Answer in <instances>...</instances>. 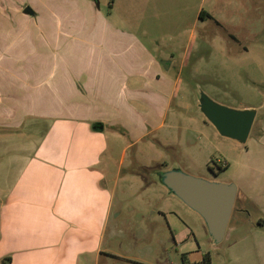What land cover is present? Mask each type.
Wrapping results in <instances>:
<instances>
[{
	"label": "crops",
	"instance_id": "obj_1",
	"mask_svg": "<svg viewBox=\"0 0 264 264\" xmlns=\"http://www.w3.org/2000/svg\"><path fill=\"white\" fill-rule=\"evenodd\" d=\"M48 2V10L39 9L42 22L49 21L46 43L32 44L30 59L22 61L40 73L0 81V264H140L106 247L119 221L146 223V234L158 217L172 230L178 212L194 222L201 217L160 181L163 155L141 154L145 140L168 145L155 133L174 127L188 110L181 99L183 68L195 73L202 45L195 26L183 30L181 20L221 25L227 10L240 5ZM47 52L41 62L37 56ZM7 113L15 114L8 124ZM248 139L245 150L256 156L235 182L241 206H234L225 235L235 236L231 261L251 243L264 259V137ZM253 212L258 223L250 220ZM185 220L186 232H173L177 241L197 235ZM187 259L201 260L183 253L182 262Z\"/></svg>",
	"mask_w": 264,
	"mask_h": 264
},
{
	"label": "rangeland",
	"instance_id": "obj_2",
	"mask_svg": "<svg viewBox=\"0 0 264 264\" xmlns=\"http://www.w3.org/2000/svg\"><path fill=\"white\" fill-rule=\"evenodd\" d=\"M48 1L0 0V37H3L0 40V61L3 60L0 81L9 84L14 76L24 78L30 75V71L37 75L40 73L41 67L25 66L22 61L30 59L27 53H31L32 44L40 46L42 42L46 43L44 38L49 32V21L42 22L39 9H46ZM99 3L105 7L106 0H99ZM238 3L239 7L232 5L227 10V18L223 19L221 25L214 20H209L207 27L200 21L195 24L193 18L181 20L183 30L195 26L197 40L202 45L197 52L195 73L191 74L189 67L183 68L182 80L185 82L180 84L181 99L188 110H184V116L173 122L174 127H166L155 133L160 141L168 145L153 147L145 140L141 153L147 157L163 155L165 164L161 163V168L164 171L176 169L209 180L236 182L246 171L248 160L255 159L256 154L247 153L245 144L221 135L200 107L203 92L232 108L255 107L258 114L250 139L264 137V0H238ZM26 5L33 6L38 15L25 14L23 9ZM205 34L207 42H204ZM48 55V52L40 53L37 58L43 62ZM5 116L8 124L15 114L7 113ZM121 150L116 145L114 153L119 157ZM240 206L241 202L237 201L235 210ZM178 213L175 230L186 232L185 219H188L197 235L192 234L177 241L173 233L175 230H172L168 220L159 217L158 222L150 224L151 232L145 234L142 228H148L146 223L138 224L126 219L113 228L114 238L105 246L115 252L134 255L140 264H144V261L150 264H181L183 253L192 260H200L209 253L211 264H264L262 254L252 243L249 245L252 246L251 250L231 261L230 252L235 236L230 238L228 233L222 242L217 243L201 217L194 222L183 212ZM235 214L237 216V212ZM259 218L260 214L253 212L250 220L258 223ZM232 223H235V219Z\"/></svg>",
	"mask_w": 264,
	"mask_h": 264
},
{
	"label": "water",
	"instance_id": "obj_3",
	"mask_svg": "<svg viewBox=\"0 0 264 264\" xmlns=\"http://www.w3.org/2000/svg\"><path fill=\"white\" fill-rule=\"evenodd\" d=\"M23 12L36 14L31 5L25 6ZM200 107L221 135L247 143L257 117V108H232L213 100L204 92L200 96ZM159 179L200 214L217 243L224 240L238 194L235 182L209 180L176 169L160 172Z\"/></svg>",
	"mask_w": 264,
	"mask_h": 264
},
{
	"label": "trees",
	"instance_id": "obj_4",
	"mask_svg": "<svg viewBox=\"0 0 264 264\" xmlns=\"http://www.w3.org/2000/svg\"><path fill=\"white\" fill-rule=\"evenodd\" d=\"M228 165H226L225 167H227ZM185 256L183 255V258ZM212 260H211V256L209 253H206L203 255L202 259L200 261L194 262V264H211Z\"/></svg>",
	"mask_w": 264,
	"mask_h": 264
},
{
	"label": "built area",
	"instance_id": "obj_5",
	"mask_svg": "<svg viewBox=\"0 0 264 264\" xmlns=\"http://www.w3.org/2000/svg\"><path fill=\"white\" fill-rule=\"evenodd\" d=\"M182 264H194V262L187 259V260H183Z\"/></svg>",
	"mask_w": 264,
	"mask_h": 264
}]
</instances>
